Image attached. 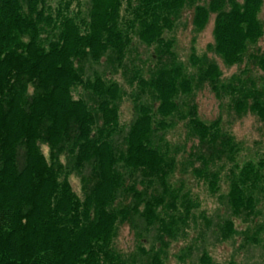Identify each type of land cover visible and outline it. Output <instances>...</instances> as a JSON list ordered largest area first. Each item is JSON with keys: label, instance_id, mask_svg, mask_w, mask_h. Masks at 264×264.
Returning a JSON list of instances; mask_svg holds the SVG:
<instances>
[{"label": "trees", "instance_id": "16d2710c", "mask_svg": "<svg viewBox=\"0 0 264 264\" xmlns=\"http://www.w3.org/2000/svg\"><path fill=\"white\" fill-rule=\"evenodd\" d=\"M263 2L90 0L83 10L73 9V0L55 8L48 0H0V264H130L139 256L142 264H164L161 250L184 233L199 207L182 186L170 184L178 151L165 135L176 116L188 120L197 140L185 162L213 193L220 162L230 166V216L217 227L222 240L236 234L231 217L250 218L257 210L264 161L240 164V144L222 118L204 121L194 101L182 100L209 86L236 115L250 111L264 125ZM188 6L196 30L216 15L211 48L228 66L245 63L240 73L224 79L207 54L194 52L193 71L179 60L166 32ZM135 37L153 47L148 73L127 61ZM103 58L133 89L136 114L127 128L119 108L128 93L99 71L87 74ZM253 68L263 74L253 77ZM79 86L85 94L76 99ZM74 172L84 183L83 199L67 180ZM120 223H130L139 241L131 258L113 247ZM144 239L154 241L148 251ZM200 262L213 264L207 252Z\"/></svg>", "mask_w": 264, "mask_h": 264}, {"label": "rangeland", "instance_id": "374dc122", "mask_svg": "<svg viewBox=\"0 0 264 264\" xmlns=\"http://www.w3.org/2000/svg\"><path fill=\"white\" fill-rule=\"evenodd\" d=\"M198 1L204 3L207 0ZM238 1L242 2L243 0ZM48 2L55 8L59 0H48ZM89 3L90 0H73L72 8L81 7L86 10ZM193 11L192 7L184 8L174 30L166 32L167 38L174 40V50L179 60L190 71H193L190 60L194 52L199 57L207 54L209 58L214 59L219 64L224 79L240 73L245 68V63L228 66L211 48L215 44L214 22L216 15L211 14L205 26L200 30H196L192 23ZM259 18L264 21V2L259 12ZM258 44L263 48L264 40L261 39ZM132 45L129 54H127V61L148 73L153 65V59L151 58L153 47H148L136 37ZM253 48L254 46L249 48L250 53L255 50ZM247 60L246 56L244 61ZM101 62L88 65L87 74L93 75L95 71H99L105 75L106 79L119 82L123 90L128 93L122 97L119 108V121L122 126L127 128L132 124L136 114L133 97L130 96L133 89L129 86L127 77L123 75L122 71L112 73L103 64L105 58ZM261 74H263L261 70L253 68V77ZM84 94L85 92L81 86L75 87L73 90L76 99L81 98ZM191 100L197 104L198 115L202 120L210 122L222 118L221 126L223 129L240 144V151L237 155L240 164L250 161L259 164L264 161V125L254 113L249 111L242 116L236 115L231 110L228 100L218 98L209 86L195 91L194 94L182 100V104L186 106L191 103ZM176 117L174 121L170 122L171 126L169 128L171 129L165 135L167 142L171 143L173 148L178 151L176 168L170 174V184L174 188L182 186L183 194H189L194 202L199 203V207L193 210L194 217L189 219L184 233L178 239L168 242L163 247L161 250L164 254L162 262L164 264H202L200 257L204 252H207L213 264H230V262H235V264H264V190L262 189L258 193L260 202L256 212L250 218L231 217L235 222L237 233L232 235L230 239L222 240L217 224L230 216L225 200L229 187L228 171L230 166H226L225 162H220L219 166L223 168L220 174L219 191L213 193L209 189L207 181L196 177L188 162H185L186 158L189 159L188 153L192 150L194 143H197V140H193V137L190 136L188 120L181 119L179 116ZM41 149L45 156L49 158V146L43 144ZM61 160L63 163L66 162L64 156ZM215 171H219V169ZM67 180L73 192L80 199H83L84 183L78 173H70ZM244 231L256 234V241L245 239ZM154 234L155 230L152 229V234L148 236H154ZM141 244L148 251L149 248L154 246V241L144 239ZM138 246L139 241L132 225L130 223L118 224L117 233L113 239L114 249L125 258H131L137 253ZM190 246L192 252L189 251ZM183 254L187 256L185 259L182 258ZM136 258L138 261L136 263L130 262V264H142L140 256Z\"/></svg>", "mask_w": 264, "mask_h": 264}]
</instances>
